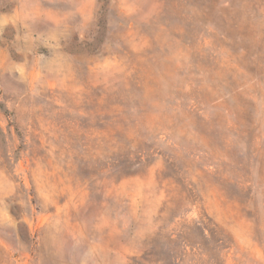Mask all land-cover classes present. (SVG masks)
Returning a JSON list of instances; mask_svg holds the SVG:
<instances>
[{"label":"rangeland","instance_id":"rangeland-1","mask_svg":"<svg viewBox=\"0 0 264 264\" xmlns=\"http://www.w3.org/2000/svg\"><path fill=\"white\" fill-rule=\"evenodd\" d=\"M0 264H264V0H0Z\"/></svg>","mask_w":264,"mask_h":264}]
</instances>
